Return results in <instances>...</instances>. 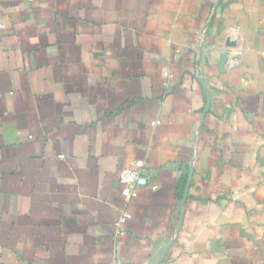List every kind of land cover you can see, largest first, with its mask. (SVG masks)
I'll return each instance as SVG.
<instances>
[{
	"label": "crops",
	"instance_id": "1",
	"mask_svg": "<svg viewBox=\"0 0 264 264\" xmlns=\"http://www.w3.org/2000/svg\"><path fill=\"white\" fill-rule=\"evenodd\" d=\"M116 260L264 264V0H0V264Z\"/></svg>",
	"mask_w": 264,
	"mask_h": 264
},
{
	"label": "built area",
	"instance_id": "2",
	"mask_svg": "<svg viewBox=\"0 0 264 264\" xmlns=\"http://www.w3.org/2000/svg\"><path fill=\"white\" fill-rule=\"evenodd\" d=\"M193 165V164H192ZM144 167V162L142 160H138L135 162V166L131 168H124L120 174V182L123 185V195L127 199L133 198L139 187L148 185V178L142 173V169ZM154 189L157 186H153ZM132 218V214L129 212H125L118 223V225L125 224L129 219ZM113 264H126L121 260H116Z\"/></svg>",
	"mask_w": 264,
	"mask_h": 264
}]
</instances>
